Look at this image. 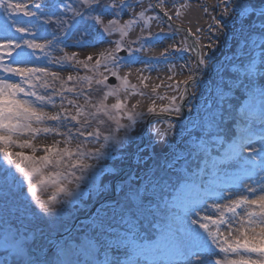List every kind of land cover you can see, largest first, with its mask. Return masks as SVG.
<instances>
[{
  "label": "snow or ice",
  "instance_id": "snow-or-ice-1",
  "mask_svg": "<svg viewBox=\"0 0 264 264\" xmlns=\"http://www.w3.org/2000/svg\"><path fill=\"white\" fill-rule=\"evenodd\" d=\"M137 6L142 10L118 27L121 15ZM190 8V0H158L146 8L142 0H79L78 8L70 0L31 5L0 0V264H264V0L203 4L211 21L207 29L197 28L191 44L177 43L176 35L189 33L174 21ZM156 9V15L146 16ZM153 21L159 22V32L150 30ZM53 23L56 31L38 35ZM137 24L147 36L118 40L106 50L113 68L172 64L176 74L175 61L190 49L196 52L195 66L187 65L182 103L173 96L170 107L162 109L175 117L167 129L156 126L167 117L153 107L137 111V105L128 108L118 98L109 108L105 101L113 93L103 89L95 100L85 97L91 105L86 115L76 99H67L65 106L62 93L61 110L51 111L53 96L33 90V81L57 76L40 64L42 56L51 55L46 50L58 44L95 49L98 38L104 42L102 34L118 27L126 36ZM165 41L159 58L137 55ZM122 46L126 58L118 55ZM73 59L74 54H65L58 63L63 68ZM198 99L203 104L194 103ZM49 135L66 145L80 143L75 152L55 144L37 149L32 143ZM38 150L43 155H35ZM233 167L242 191L225 189L213 199L209 177H232ZM105 174L109 183L102 184ZM80 200H91L89 216L64 228L59 239L33 223L32 218L51 222L85 210L78 207ZM241 206L249 210L238 219Z\"/></svg>",
  "mask_w": 264,
  "mask_h": 264
},
{
  "label": "rangeland",
  "instance_id": "rangeland-1",
  "mask_svg": "<svg viewBox=\"0 0 264 264\" xmlns=\"http://www.w3.org/2000/svg\"><path fill=\"white\" fill-rule=\"evenodd\" d=\"M157 2H158L157 0H142V4L144 8H146L149 4H152V3L156 4ZM214 2L215 0H190L191 8L185 10L182 13L181 18L179 20H175L174 23L178 26L186 27L188 31L191 33V35L193 36V39H195L196 29L203 28L206 30L208 24L211 22L210 15L205 14L201 10V5L203 4L211 5ZM77 3H79V0H70V4L72 7L76 8L75 4ZM131 3H135V0H133ZM141 10L142 8L137 6L133 9L128 10L126 14H122L121 17L119 18L118 27L122 26L127 20L133 19L134 18L133 14L138 13ZM209 12H211V8H209ZM212 14L214 15L215 13H212ZM154 15H156L155 11H149L146 13V16H154ZM107 19H116V18L108 17ZM107 19L105 20V23H107ZM118 27L112 31L111 35H108V34L106 35L107 37L106 43L97 45L95 49L77 50V49L68 47L66 50L68 52H74V51L78 52L76 58L79 61H82L86 66V61L89 60L88 59L89 56L92 57L90 61L91 63H93V60L98 59L100 52H102L105 48L109 50L114 48L116 41L123 40V39L134 41L138 39L141 35L147 36L148 34L147 30L144 32H141V28L137 24L127 30L126 36H121L118 30ZM160 27L161 26L158 21H153L151 23L150 30L154 33L159 32ZM163 27L166 32H169V33L171 32V30L166 25H164ZM41 36H45V35H41ZM184 39L185 38L180 34L176 35L175 37V40L177 43H180ZM3 42L4 41H0V43H3ZM203 42L206 44L207 40L205 39ZM167 43L169 42L165 41L163 45H157L152 48L146 47L144 52L138 53L137 55L140 56V59L141 57L159 58L161 51L167 45ZM137 46L138 45L133 44V47H137ZM121 50H123V46ZM189 51L185 53V56L183 59H177L175 61V64L177 65L176 74L170 71V69L173 66L172 64H155L153 66V65H146L142 63H136V64H131V65L127 64L125 65L124 68L122 65L118 69H115L111 65H106V64L101 65L99 67L92 65L90 67L86 66L88 68V71H89L88 73L90 76L89 82H87V84H90L92 83V81H95L97 78H100L103 91L113 93L105 101V104L108 105L109 108L111 107L113 103H116L117 99L119 98L122 101V103H124L128 108H131L133 105H137L136 107L137 111H140V110L146 111L147 107H153L157 113H164V114L169 115L168 113L163 112L162 109L166 107H170V103H171L170 98L173 96L177 97L175 102L178 104L180 103V99H179L180 91L183 90L184 88L183 81L186 79L188 75L187 65L195 66L194 53L192 52L190 53ZM222 51L227 52V48L222 49ZM216 55L219 59L223 57L221 52H217ZM127 56H128V53H126L124 58ZM40 64L42 66H48V67L51 65L48 60L43 58V56L41 57ZM181 65L185 66L182 74H180ZM30 66H35V65H30ZM149 68H151V70H148ZM53 70L57 72V70L55 69ZM113 71L116 72V76L112 75ZM109 76H112L114 79V81L110 84H108V82L106 83V79L107 77L109 78ZM78 86L79 85H76L75 87H78ZM153 88H155V92H153ZM75 90L77 91L79 90V92H77L78 95H81L84 93L80 86L79 88H75ZM141 93H144V95L142 96ZM92 95L93 96L89 95L90 96L89 99L95 100L96 99L95 93H93ZM125 96H127V99H125ZM206 96H207V93H205V97ZM86 97L88 96L86 95ZM149 97L151 99H149ZM68 99H76V98H68ZM137 101H139L140 103L137 104ZM76 102L79 103L82 108H85L84 114L87 113V109L91 107L90 104L86 103L85 99L78 98L76 99ZM197 102L202 104L203 99H198V101H196L195 103ZM65 106H67V99H65ZM49 110L60 111L61 110L60 100L58 102L56 101L55 108H52L51 106H49ZM69 110L72 111L73 113L75 112L74 108H70ZM113 114L114 115L117 114L115 110H113ZM99 115H103V114L101 113ZM104 119H107V117H104ZM170 122H175V121H171L169 119H167L164 123L159 121V123L156 124V126L161 129H167ZM186 122L187 120H183L184 124H187ZM153 123H156V121L154 120ZM112 126L115 127L114 122H112ZM93 129H95V124L93 125ZM177 131H179V128H177ZM103 134L106 135L107 132H104ZM57 141H59V143H56ZM34 143L37 146H42L41 148L45 146L47 147L51 144H56L55 146L57 148L58 147L63 148L67 146L69 147L71 151L75 152L76 145L77 143H80V141H73L70 144L66 145L63 142V139L61 137L59 136L53 137L49 135L47 139H44V138L36 139ZM16 150L19 151V149H16ZM162 150H163L162 146L157 147L158 152ZM228 164H231V162H228ZM221 167H225V165H221ZM231 170L233 171L234 175L228 178V181H226L224 186L214 187L216 188L217 191H219V194L216 197H219L225 189H231L234 192L242 191L240 184H239V179L241 178L239 173L236 171L235 167H233ZM9 181L11 182V178H9ZM101 181H102V184L109 183V177L107 176V174L101 177ZM247 183L251 185L253 183V180L250 179L247 181ZM25 185H27V181H25ZM50 191L51 189L49 188L48 194H50ZM242 194H247V193H242ZM39 195H41V193ZM41 198H47V197L45 195H41ZM224 203H227V202H224ZM90 205H91V200H80L78 203V207L83 208L85 210H78V211L73 210L71 214L66 212L61 218L56 219L51 222H45V221L40 220L39 218H32L33 223L37 225L38 227L43 228L44 230L46 229L45 227H48L47 230L51 232L60 233L64 230V228H66L70 224L74 216H76L77 214H85L87 212L86 209ZM209 206H211L210 202H209ZM248 210L249 209L246 208L245 206H241L240 208H238L236 210L237 218L238 219L242 218ZM227 215L230 217L231 213H228ZM213 218L215 219L217 217L214 216ZM80 224L81 223H79L78 225ZM221 227H222V230H224V226H221ZM228 258L232 259L236 257L234 254H229Z\"/></svg>",
  "mask_w": 264,
  "mask_h": 264
},
{
  "label": "water",
  "instance_id": "water-1",
  "mask_svg": "<svg viewBox=\"0 0 264 264\" xmlns=\"http://www.w3.org/2000/svg\"><path fill=\"white\" fill-rule=\"evenodd\" d=\"M176 26L179 27V28H181V29H183V30H187L185 27L178 26V25H176ZM187 31H188V30H187ZM180 33H181V34L187 39V41H188L189 44H191V43L193 42V40H194V39H193V36L189 33V31H188V33H189L188 36H185V32H184V31H181ZM191 50H192V49H191ZM192 51L195 53V56H196V52H195L194 50H192ZM180 103H182L181 100H180ZM159 115H160L161 117H167V119H174V120H175V117H174V116H169V115H167V114H159ZM114 189H115V183L113 182V183L111 184V191L113 192V194H114ZM94 210H95V209L93 208L92 211H94ZM88 216H89V212H87L86 215H78V216L74 217L73 220L71 221V223H70V225H69L68 227L75 228L78 222L85 221L86 218H87ZM61 233H62V232H61ZM61 233H60V234H61ZM60 234L52 233L51 236H52L54 239H59Z\"/></svg>",
  "mask_w": 264,
  "mask_h": 264
},
{
  "label": "trees",
  "instance_id": "trees-1",
  "mask_svg": "<svg viewBox=\"0 0 264 264\" xmlns=\"http://www.w3.org/2000/svg\"><path fill=\"white\" fill-rule=\"evenodd\" d=\"M78 7H79V5H78ZM90 64H91V62H90L89 60H87V61H86V65L89 66ZM52 81H54L55 83L58 82V84H60L59 86L67 85V83H66L64 77L56 76V78L53 79ZM86 114H87V113H85V115H86ZM58 148H60V147H58ZM24 152H25V154H32V153H31V150H27V151H24ZM28 152H30V153H28ZM25 181H26V180H25ZM25 190H26V185H25ZM48 192H49V189H48ZM40 193H41V191L38 190V193H37V194L39 195ZM41 195H44V194L41 193Z\"/></svg>",
  "mask_w": 264,
  "mask_h": 264
}]
</instances>
